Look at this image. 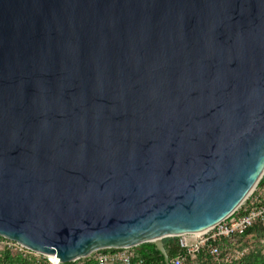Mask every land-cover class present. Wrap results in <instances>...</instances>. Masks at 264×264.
<instances>
[{"label":"water","instance_id":"obj_1","mask_svg":"<svg viewBox=\"0 0 264 264\" xmlns=\"http://www.w3.org/2000/svg\"><path fill=\"white\" fill-rule=\"evenodd\" d=\"M263 175L264 0H0V236L171 264Z\"/></svg>","mask_w":264,"mask_h":264},{"label":"built area","instance_id":"obj_2","mask_svg":"<svg viewBox=\"0 0 264 264\" xmlns=\"http://www.w3.org/2000/svg\"><path fill=\"white\" fill-rule=\"evenodd\" d=\"M264 225V188H259L256 195L244 201L233 213L221 220L211 228L200 233H186L175 236H167L170 239L169 247L177 249V256L171 260V264H186L188 258L193 263L202 252H208L212 258L209 264H227L232 261L229 254L222 253V244L226 239L243 235L247 230L257 224ZM2 237V236H0ZM5 245L23 255L42 257L48 264H64L59 259L45 254H39L21 243L3 237L0 246ZM136 247V246H134ZM134 247L103 248L94 251L86 257L76 259L69 264H142V260L134 252ZM169 252V250H168Z\"/></svg>","mask_w":264,"mask_h":264},{"label":"trees","instance_id":"obj_3","mask_svg":"<svg viewBox=\"0 0 264 264\" xmlns=\"http://www.w3.org/2000/svg\"><path fill=\"white\" fill-rule=\"evenodd\" d=\"M259 187L264 188V175L260 179L258 183ZM252 229V228H250ZM0 239H3V237H0ZM166 243V247L169 250V257L170 260H173L178 252L176 248L169 247L170 239L166 238L164 239ZM228 239H226L224 242H221L222 244V253L223 255L224 250L226 249V242ZM134 252L138 256V259L142 260V264H167L165 262L163 254L157 249L156 245L153 242H145L140 244L137 247H134ZM43 259V258H42ZM37 260L40 259L32 256V255H23L22 253L13 250L5 245L0 246V264H36ZM45 263H47L45 260H43ZM212 258L208 252H202L198 256L195 263L188 258L186 261V264H209L211 263ZM87 264H90L91 262H86ZM48 264V263H47ZM69 264V263H64ZM246 264H264L259 262H252L248 261Z\"/></svg>","mask_w":264,"mask_h":264},{"label":"rangeland","instance_id":"obj_4","mask_svg":"<svg viewBox=\"0 0 264 264\" xmlns=\"http://www.w3.org/2000/svg\"><path fill=\"white\" fill-rule=\"evenodd\" d=\"M259 188L257 185L245 201L254 197ZM224 253L232 257V261L227 264H246L248 261L264 263V225L259 223L243 235L228 239ZM39 259L36 264H47L42 257Z\"/></svg>","mask_w":264,"mask_h":264}]
</instances>
